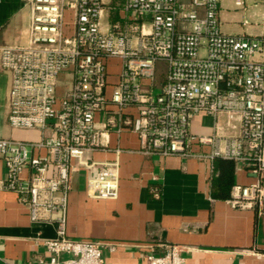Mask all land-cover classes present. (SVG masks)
<instances>
[{
  "label": "built area",
  "instance_id": "built-area-1",
  "mask_svg": "<svg viewBox=\"0 0 264 264\" xmlns=\"http://www.w3.org/2000/svg\"><path fill=\"white\" fill-rule=\"evenodd\" d=\"M232 1L244 12L260 7L258 22L241 21L259 25L258 33L224 32L221 0H29L26 42L0 46V67L11 73L8 124L41 136L0 138L6 170L0 189L18 195L31 221L54 224L55 235L42 239L46 264H103L102 249L116 246L66 235L72 160L88 171L89 196H117L118 162L84 158L107 149L110 132L135 133L143 154L251 165L256 181L232 184L227 201L238 208L261 204L264 0ZM197 114L213 119L209 133L191 130ZM159 246L156 254L153 244L143 245L146 264L183 263L178 245Z\"/></svg>",
  "mask_w": 264,
  "mask_h": 264
},
{
  "label": "crops",
  "instance_id": "crops-1",
  "mask_svg": "<svg viewBox=\"0 0 264 264\" xmlns=\"http://www.w3.org/2000/svg\"><path fill=\"white\" fill-rule=\"evenodd\" d=\"M72 12V8L65 10L68 24ZM115 18L113 15L110 20ZM29 20V0H0V46L25 43ZM237 33L253 32L233 34ZM110 70L113 73L118 68L112 65ZM157 76H162L160 68ZM64 79L61 75L60 80ZM10 85V71L0 67V138L38 139L39 130L13 129L8 124ZM103 120L104 113L96 114L97 124ZM212 126L210 116L197 114L190 127L195 133H209ZM46 131L52 132L50 128ZM108 146L88 151L84 158L118 162L117 196H89L88 171L72 160L75 168L66 216L68 237L116 243L114 250L102 249L103 264H146L143 245L153 244L154 253L160 254L159 244L163 243L180 247L182 264H264V196L260 205L238 208L229 204V196L221 197L223 186L213 190L217 178L223 176L231 185L255 182L253 166L234 160L220 163L143 154L136 134L127 130L110 132ZM5 177L4 162L0 160V180ZM226 189L228 184L224 191L228 193ZM54 235L52 222L31 221L18 195L0 189V264H46L49 254L42 239Z\"/></svg>",
  "mask_w": 264,
  "mask_h": 264
},
{
  "label": "rangeland",
  "instance_id": "rangeland-1",
  "mask_svg": "<svg viewBox=\"0 0 264 264\" xmlns=\"http://www.w3.org/2000/svg\"><path fill=\"white\" fill-rule=\"evenodd\" d=\"M221 9L219 11V20L221 29L224 32L235 33L242 30L246 32L258 33L260 31L259 25L246 26L242 25L241 21L246 17L251 23L258 22L257 14L260 11V7L249 8L244 12L241 8L236 7L232 0H221ZM254 12V14H253Z\"/></svg>",
  "mask_w": 264,
  "mask_h": 264
},
{
  "label": "trees",
  "instance_id": "trees-1",
  "mask_svg": "<svg viewBox=\"0 0 264 264\" xmlns=\"http://www.w3.org/2000/svg\"><path fill=\"white\" fill-rule=\"evenodd\" d=\"M215 162L217 161V162H220V163H228V162H230V161H232V159H229V158H224V157H216V158H214L213 159ZM228 184V189H226V190H228V193L226 192H224L225 191V186ZM220 186H223L222 187V195H221V197H223V198H226V197H228L229 196V190H230V187H231V181L230 180H228V178L226 177V176H223V177H219V178H217V180H216V184H213V190L216 188H220ZM218 195V194H217Z\"/></svg>",
  "mask_w": 264,
  "mask_h": 264
},
{
  "label": "water",
  "instance_id": "water-1",
  "mask_svg": "<svg viewBox=\"0 0 264 264\" xmlns=\"http://www.w3.org/2000/svg\"><path fill=\"white\" fill-rule=\"evenodd\" d=\"M149 15H147V17H148Z\"/></svg>",
  "mask_w": 264,
  "mask_h": 264
}]
</instances>
